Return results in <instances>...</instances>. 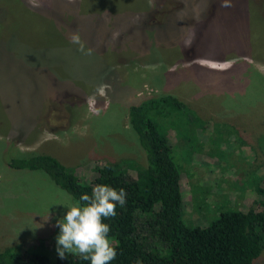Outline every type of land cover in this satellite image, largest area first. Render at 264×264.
Listing matches in <instances>:
<instances>
[{
    "label": "rangeland",
    "instance_id": "rangeland-1",
    "mask_svg": "<svg viewBox=\"0 0 264 264\" xmlns=\"http://www.w3.org/2000/svg\"><path fill=\"white\" fill-rule=\"evenodd\" d=\"M0 0V249L56 256L70 195L13 156L49 153L90 182L144 153L128 108L174 95L206 121L182 166L183 220L205 226L264 194V0ZM79 32L85 54L70 42ZM216 122L224 139L209 140ZM237 131V132H236ZM182 159V161H181ZM135 176V171H129ZM149 249L167 252L156 241ZM253 264H264V249Z\"/></svg>",
    "mask_w": 264,
    "mask_h": 264
},
{
    "label": "trees",
    "instance_id": "trees-1",
    "mask_svg": "<svg viewBox=\"0 0 264 264\" xmlns=\"http://www.w3.org/2000/svg\"><path fill=\"white\" fill-rule=\"evenodd\" d=\"M128 122L144 153L145 164L132 160L107 162L97 167L96 176L86 182L74 169L49 153L13 156L7 164L15 169L38 170L65 190L74 204H83L81 195H91L97 184H107L127 192L126 204L116 206V215L106 219L109 237L117 256L110 264H253L264 249V194L257 206L246 210L227 208L205 226H190L183 220L181 170L172 147H185L187 161L204 142L198 133L206 121L174 95L149 97L128 108ZM209 141L217 146L224 139L221 128L233 131L230 124L216 122ZM174 130L181 144H173ZM237 132V131H236ZM182 161V159H181ZM135 171V176L130 174ZM156 241L167 252L149 249ZM0 264H91L79 256L66 254L61 259L15 247L0 249Z\"/></svg>",
    "mask_w": 264,
    "mask_h": 264
},
{
    "label": "clouds",
    "instance_id": "clouds-1",
    "mask_svg": "<svg viewBox=\"0 0 264 264\" xmlns=\"http://www.w3.org/2000/svg\"><path fill=\"white\" fill-rule=\"evenodd\" d=\"M231 0H221V7L229 8ZM70 42L78 46V50L91 54V48H85L79 32L70 35ZM127 192L107 184H97L92 193H84L80 197L83 204L66 205V215L57 221L60 233L56 238L57 253L61 259L66 254L90 260L91 264H110L117 256L116 249L109 237L110 225L106 219L115 217L116 206L126 204ZM137 264H142L138 261Z\"/></svg>",
    "mask_w": 264,
    "mask_h": 264
}]
</instances>
